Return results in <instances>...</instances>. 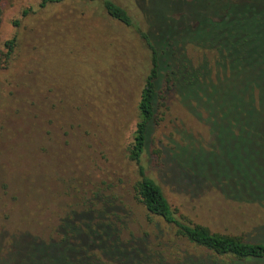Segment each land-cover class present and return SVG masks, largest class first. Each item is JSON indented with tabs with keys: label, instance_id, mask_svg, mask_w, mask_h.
Segmentation results:
<instances>
[{
	"label": "rangeland",
	"instance_id": "1",
	"mask_svg": "<svg viewBox=\"0 0 264 264\" xmlns=\"http://www.w3.org/2000/svg\"><path fill=\"white\" fill-rule=\"evenodd\" d=\"M42 1L0 4V264H92L94 246L113 248L110 257L126 264L183 258L224 264L149 218L136 198L139 174L129 148L151 70V52L139 33L150 31V0H112L129 13L133 27L110 18L103 0L45 7ZM188 54L194 65L203 58L191 48ZM161 97L144 163L178 217L216 233L264 239L260 207L227 200L213 188L190 191L170 175L171 164L153 156L156 149L165 156L184 145L211 151L215 142L205 104L173 93ZM106 197L111 201L101 203ZM106 204L116 214L121 241L149 255L156 251L157 259L144 261L130 249L117 253L105 227L75 228L84 219L79 214ZM94 254L97 264H122Z\"/></svg>",
	"mask_w": 264,
	"mask_h": 264
},
{
	"label": "trees",
	"instance_id": "2",
	"mask_svg": "<svg viewBox=\"0 0 264 264\" xmlns=\"http://www.w3.org/2000/svg\"><path fill=\"white\" fill-rule=\"evenodd\" d=\"M64 1L43 0L41 6ZM102 4L110 18L134 26L124 8L112 0H103ZM147 14H150V31L139 33L151 52V70L140 94L139 120L129 148V159L136 164L139 174L134 186L136 198L149 218L160 219L176 238L208 252L215 263L264 264V239L253 241L216 233L178 217L162 185L148 174L144 163L155 133L162 94H177L184 101L196 98L214 118V149L206 151L184 145V149L175 147L165 156L161 149H156L153 156L159 157L163 165L171 164L170 175L190 191L213 188L227 200L255 205L264 211V0H150ZM12 44H8L11 49ZM189 48L203 54L201 62L194 65ZM2 66L0 50V69ZM252 149L261 152L252 153ZM232 174L242 180L233 182ZM104 200L101 203L111 198ZM106 207L107 204L101 211L90 209L79 214L84 219L75 228L92 224L105 227L118 246L114 248L117 253L130 249L138 252L144 261L157 259L160 254L156 251H150L149 255L139 245L121 241L116 214ZM68 223V219L63 221L62 230ZM260 230L264 232V220ZM111 249L92 247V264H97L95 251L126 264L110 257ZM175 264L205 263L183 258Z\"/></svg>",
	"mask_w": 264,
	"mask_h": 264
}]
</instances>
